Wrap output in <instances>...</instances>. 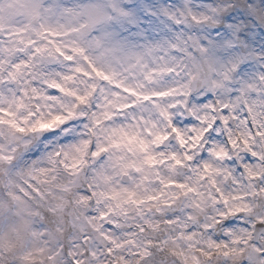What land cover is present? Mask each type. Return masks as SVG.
Masks as SVG:
<instances>
[{
	"label": "snow or ice",
	"instance_id": "1",
	"mask_svg": "<svg viewBox=\"0 0 264 264\" xmlns=\"http://www.w3.org/2000/svg\"><path fill=\"white\" fill-rule=\"evenodd\" d=\"M26 7L72 23L0 32L5 147L57 165L86 149L93 189L120 194L89 200L100 227L60 249L66 264H264V241L234 227L264 237V0ZM22 117L59 123L29 144L10 124ZM241 192L259 201L246 218L229 211ZM14 207H0L9 223ZM0 264L26 262L0 249Z\"/></svg>",
	"mask_w": 264,
	"mask_h": 264
},
{
	"label": "rangeland",
	"instance_id": "2",
	"mask_svg": "<svg viewBox=\"0 0 264 264\" xmlns=\"http://www.w3.org/2000/svg\"><path fill=\"white\" fill-rule=\"evenodd\" d=\"M33 2L43 4L44 0H0V32H5L7 29L9 31L5 33L6 35H18L23 27L32 28L33 31H36L44 25L65 27V25L72 23L71 18H62L59 15L41 18L43 14L39 10L30 11L26 7ZM60 2L72 6L78 4L80 0H60ZM157 2L172 3L173 0H157ZM47 30L45 28V31ZM61 34L55 31L51 33L53 36ZM259 43L258 41L255 46L257 49ZM39 121L44 122L45 120H38L37 122ZM10 124L14 128L18 139L24 143L30 144L32 142L34 132H29V128L34 127L36 123L30 125L22 117L20 122L12 120ZM20 126L27 128L26 131H20ZM14 145L16 149L12 155L9 152L10 148L5 147L4 135L0 132V148L4 149V151H0V207L6 209L10 200L11 204L15 205L13 208L14 216L21 215L22 211H20V201H18L16 189H11V186L15 185L17 187L19 182L25 184V187L28 185L33 192L34 210L39 217V222L34 228L37 233H32L30 238L26 234L27 224H23L21 230H17L15 237L6 234L5 238H0V249L15 253L16 257L25 261L26 264H49L50 261L53 264H66L67 257L60 255L61 247L68 248L78 236L88 232L87 230L84 233L77 234V227L85 219L87 206L89 205L84 189H87L86 187L90 184L96 183L91 172H89V176H85L89 182L88 184L83 179L86 149L70 156L72 160H69L68 165H65L63 158H61L60 164L57 165L54 158L51 162L45 163V160L41 159L45 155L38 157L36 160L30 157H22L18 154L19 149L15 143H12L11 147ZM71 163L75 165H71ZM258 175L259 172L252 174V176ZM245 194L246 196L251 195L247 192ZM5 197H8L9 200H6ZM50 198L54 200L53 203L50 202ZM245 202L246 205L237 206L234 197L232 208L229 209L230 213L244 211V218H246L249 213L259 207V201L255 204L250 200H245ZM15 208L17 211H15ZM7 219L0 211L1 222ZM88 223L93 224V220L88 221ZM234 227L238 231L242 230L239 229L242 228L239 224ZM75 230L76 236L69 243L63 241L68 231ZM84 230L86 229L84 228ZM253 231L254 229H246L248 239L253 238ZM260 240L264 241V237L261 236ZM62 242L63 245H61ZM57 243L60 247L56 249L55 253H52L51 249ZM243 243H246V241ZM80 251L83 252L84 249L81 248ZM233 251H236V249H229V252ZM244 251L245 249H240V252ZM239 258L246 259L247 257L240 256Z\"/></svg>",
	"mask_w": 264,
	"mask_h": 264
},
{
	"label": "bare ground",
	"instance_id": "3",
	"mask_svg": "<svg viewBox=\"0 0 264 264\" xmlns=\"http://www.w3.org/2000/svg\"><path fill=\"white\" fill-rule=\"evenodd\" d=\"M253 140L254 138L249 133V136H248L249 146ZM15 148H16L15 145L10 147L9 152L11 154L14 153ZM65 155L67 156V153ZM41 159L45 160V163H47L48 162L47 154H45V156L42 157ZM68 160H72L71 157H68ZM71 165H75V164L71 163ZM249 170H250L249 174L252 175L254 172H252L251 168H249ZM13 188L16 189L17 198H18V201H20V211L22 212H21V215L14 216V219L10 223L8 219L3 222H1L2 220H0V238H5L6 234L15 237L17 230H21V227L23 224L28 225L26 234L30 238L32 233H37V230L34 228L39 222V217L35 213V210H34L35 204H34L33 192L32 190H30L28 185L25 187V184H22L20 182L18 183L17 187L15 185H12L11 189ZM100 188L101 187L96 188V190L98 191V198H96L97 203H102L105 199L111 198L113 202L117 204V206H120V201L117 199V197L120 195L118 192H116L115 190L106 191ZM244 196H246L245 192H241L238 194L237 197H235L237 206L246 205L245 199L243 198ZM49 200L51 203L54 202L52 198H50ZM94 207L95 205L93 204L91 206H87V209L94 208ZM112 210L113 209L109 207V211H112ZM15 211H17L16 208H15ZM125 212H127V209H125ZM87 220L88 221L96 220V223L89 224ZM99 227H100L99 220L95 216H89L88 214H86L85 219L82 220V223L79 224L77 227V234L84 233V231H87V230L89 232L90 229H95L98 231ZM84 228L86 230H84ZM239 229H242L241 231L246 232V229H243V228H239ZM74 232H76V230L72 232L68 231V233L65 234L66 238L63 241H66L69 243L70 240H72L74 236H76ZM101 235H104V233H101ZM105 238L111 239V237H105ZM61 245H63V242L61 243ZM61 248H65V246ZM170 251H174V250L170 249ZM121 259H123V257H121ZM164 259L166 258H158V264H161Z\"/></svg>",
	"mask_w": 264,
	"mask_h": 264
},
{
	"label": "water",
	"instance_id": "4",
	"mask_svg": "<svg viewBox=\"0 0 264 264\" xmlns=\"http://www.w3.org/2000/svg\"><path fill=\"white\" fill-rule=\"evenodd\" d=\"M257 235H259V232H257Z\"/></svg>",
	"mask_w": 264,
	"mask_h": 264
}]
</instances>
